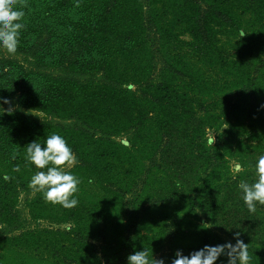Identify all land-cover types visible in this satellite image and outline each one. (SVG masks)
I'll return each instance as SVG.
<instances>
[{"label": "trees", "instance_id": "16d2710c", "mask_svg": "<svg viewBox=\"0 0 264 264\" xmlns=\"http://www.w3.org/2000/svg\"><path fill=\"white\" fill-rule=\"evenodd\" d=\"M14 6L25 28L14 54L0 49L13 109L0 108V264H127L144 248L171 264L237 239L264 264V205L250 212L238 188L264 154V0ZM53 132L76 156L72 208L29 186L25 145Z\"/></svg>", "mask_w": 264, "mask_h": 264}, {"label": "clouds", "instance_id": "9594fccd", "mask_svg": "<svg viewBox=\"0 0 264 264\" xmlns=\"http://www.w3.org/2000/svg\"><path fill=\"white\" fill-rule=\"evenodd\" d=\"M15 0H0V49L14 54L17 50L21 30L25 28L23 18L25 11L15 7ZM246 32L241 30L240 37ZM3 103H10L7 98H0ZM0 108L11 113L12 108ZM213 143V141H209ZM25 159L38 169L31 177L29 186L42 193L45 201L60 204L65 208L78 205V192L81 180L68 170L75 162L76 156L66 139L59 133L47 135L44 142L30 141L25 145ZM242 170L240 163L235 164L234 171ZM255 180L251 183L241 180L238 184L244 204L250 212H255L257 204L264 205V154H260L255 162ZM8 179L7 174L3 177ZM237 236L239 233L236 234ZM227 257V264H250L248 244L237 239L235 244L226 242L217 245H204L202 248L184 255L182 250L176 251L171 264H216L220 256ZM127 264H165L163 259H151L147 249L137 250L127 257Z\"/></svg>", "mask_w": 264, "mask_h": 264}, {"label": "rangeland", "instance_id": "374dc122", "mask_svg": "<svg viewBox=\"0 0 264 264\" xmlns=\"http://www.w3.org/2000/svg\"><path fill=\"white\" fill-rule=\"evenodd\" d=\"M207 135H208L209 139L213 140V139H215V137H216V132L213 131V130H209ZM120 139L123 140L124 142H126V140H125L124 137H122V138H120ZM236 163H238V162H236V161H234V160H232V161L230 162V164H231V169H232L233 171H234V169H235V164H236ZM20 204H21V206L24 204V197H23V196H22V199H21Z\"/></svg>", "mask_w": 264, "mask_h": 264}]
</instances>
